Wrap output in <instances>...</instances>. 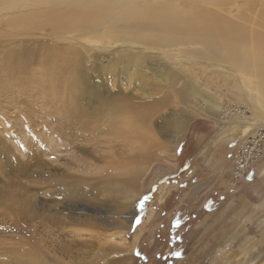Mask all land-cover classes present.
I'll use <instances>...</instances> for the list:
<instances>
[{"label":"rangeland","instance_id":"1","mask_svg":"<svg viewBox=\"0 0 264 264\" xmlns=\"http://www.w3.org/2000/svg\"><path fill=\"white\" fill-rule=\"evenodd\" d=\"M90 1L0 0V264H264L260 59L215 62L199 44L146 48L138 36L156 31L119 17L128 2L143 17L192 1L101 5L94 31L74 25L97 10ZM242 4L207 7L248 38L264 35L261 3L246 20ZM74 62L97 74L108 100L157 106L140 136L118 131L113 103L95 115V104L65 96L61 63ZM187 82L195 92L184 104ZM42 204L61 223L38 232Z\"/></svg>","mask_w":264,"mask_h":264},{"label":"bare ground","instance_id":"2","mask_svg":"<svg viewBox=\"0 0 264 264\" xmlns=\"http://www.w3.org/2000/svg\"><path fill=\"white\" fill-rule=\"evenodd\" d=\"M188 1H192L193 5H191L190 7H181L182 9L181 8L173 9L172 6L171 7L167 6L168 8L170 7L173 10L172 9L167 10L168 13L160 12L155 16L153 15L147 16L146 14H144L143 17H141V15L134 10L135 6H133L128 2L127 4H125V7L121 9L122 12L119 14V17L123 21L131 20L132 22H134V20L137 22L139 21V19L141 20V18H143L144 19L143 26L141 27L138 25V27L147 28L156 31V34H154L155 32L153 33L154 34L153 37L149 35L138 36L137 40L140 41V43L146 45V48L155 49L158 47L159 49L157 50L160 49L162 50L168 46L170 47L174 46L177 48L186 46V48H188L192 45L199 44L206 47L205 53H202L200 56L205 59L214 60L215 62L226 60L232 63L234 61L242 59L244 56H247L248 54L252 55L254 58L260 59L259 64L253 65L252 68L254 67L253 69L262 78L260 89L262 92V100H263L264 99V35L258 31V32H253L250 38H248L247 32L245 30L227 21L226 19L220 17L213 11L209 10L207 7L210 5L222 6L226 3L227 0H221V1L206 0L205 4L198 3L199 1L202 0H188ZM85 2L84 3L82 2L81 4L85 5L86 4ZM90 2L95 4L97 10L92 11L91 14L81 15V19L79 21H74L76 23L74 25L79 27L85 26L87 30L94 31L97 25L93 26L92 23H94V21H96L97 19L102 18L106 13L99 9L101 5L114 6L115 4H119L120 0H94V1L92 0ZM257 3H261L262 11L257 16L256 23L259 26H264V0H243V4H242L243 9L240 14V18L245 20L248 19L249 13ZM88 12L89 11L85 13ZM116 23L117 20L116 22L110 24L112 26H115ZM249 47H251V50H249ZM150 56L156 57V54H152ZM136 61L138 63V60ZM61 70L63 72L65 71L70 72V75L66 79L60 82L64 87L63 91L66 97L68 98L71 97L73 99H76L77 101H82L85 103L90 102L92 104H95L96 106H94L93 109V113H95V115L100 114L102 112V109H105V107H107L108 104L113 103L112 110L113 112H115V114H117L118 117L116 120V122L119 124L118 131H121L122 133L132 132L135 134V136L136 135L140 136L142 134V129L146 125H148V122L151 120L150 114L154 113L155 107H157L156 105L146 106L147 110H145L146 112H143L140 109L141 108L140 103L131 102L130 100H125V99L122 100V102H119L118 99L116 98H111L108 100V98H105L102 95V91H103V88L101 86L102 83H100V81L96 79L97 74L91 71L90 73H93L94 76L93 78H91L89 72H85V70H83V67L81 66V63L79 62H74L73 64L61 63ZM173 75L174 74L172 73L169 74L172 80L174 79ZM145 79L144 77H141V79H139V81H137L136 83L137 87L144 92H146L145 89L147 88V82ZM60 83L58 84L60 85ZM194 92L195 91L193 90V88H191V83L190 82L185 83L183 88L178 90L180 102L185 104L186 101L188 100V97ZM116 102H118V104H116ZM65 112L67 114L69 113L71 114L74 112V114L76 115H84L82 110L74 109L73 111V109H70L68 107L66 108ZM181 114L184 117L187 116L186 113H184V111L181 112ZM66 126L68 128L70 127L69 125ZM245 131L246 130H244V132ZM44 169L42 168V170ZM52 169H58V167H56L55 165H52V167L49 166L47 169L48 171L42 172V175L45 174L48 179L54 178V176L57 174L53 175ZM75 201H79L78 197L74 195L71 196L69 202L73 203ZM36 204L37 202L33 203V205L35 206ZM43 206L44 205L42 204L41 214L43 216L40 217V221L38 222V224L35 225L33 224L35 226L34 229L38 232L41 231L39 227L42 226L44 229L45 222H47L48 224L51 223L52 225L61 223L58 220H56L55 217H52L47 212H45L43 210ZM131 213L132 214L130 216H133L135 214V212H131ZM36 216H37V212L35 213L34 211H32L29 215L30 218ZM54 250H55L54 251L55 254H59V255L61 254L64 256H66V253H69V251L66 250L65 247H61V246L55 247ZM59 255H57L58 257H56V259L57 258L59 259Z\"/></svg>","mask_w":264,"mask_h":264},{"label":"snow or ice","instance_id":"3","mask_svg":"<svg viewBox=\"0 0 264 264\" xmlns=\"http://www.w3.org/2000/svg\"><path fill=\"white\" fill-rule=\"evenodd\" d=\"M142 198H143V197H142ZM142 198H138L137 203H139L140 199H142Z\"/></svg>","mask_w":264,"mask_h":264}]
</instances>
